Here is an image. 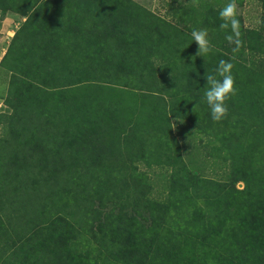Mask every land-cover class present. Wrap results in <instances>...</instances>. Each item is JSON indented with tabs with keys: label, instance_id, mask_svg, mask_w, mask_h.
I'll list each match as a JSON object with an SVG mask.
<instances>
[{
	"label": "trees",
	"instance_id": "16d2710c",
	"mask_svg": "<svg viewBox=\"0 0 264 264\" xmlns=\"http://www.w3.org/2000/svg\"><path fill=\"white\" fill-rule=\"evenodd\" d=\"M63 1L0 0L26 18L1 61L13 69L11 114L1 117L0 264H264V0L254 27L238 15L235 54L220 29L229 0L183 6L214 45L194 64L191 35L134 3L117 4L98 31ZM237 4L240 14L245 0ZM76 43L93 54L73 70L66 46ZM105 45L116 50L106 65L119 57L120 67H101ZM222 59L234 64L237 94L216 122L205 76ZM113 78L140 83L154 110L120 112L100 93ZM84 233L100 263L73 249Z\"/></svg>",
	"mask_w": 264,
	"mask_h": 264
},
{
	"label": "rangeland",
	"instance_id": "374dc122",
	"mask_svg": "<svg viewBox=\"0 0 264 264\" xmlns=\"http://www.w3.org/2000/svg\"><path fill=\"white\" fill-rule=\"evenodd\" d=\"M71 1H73L74 5L80 6L86 17L85 20L82 21L84 23L89 22V24H85L87 28H91L95 24L98 25V31L107 30V27L112 20V11L116 8L117 4L126 6L130 2L140 6L142 9L148 12L156 14L162 20L173 24L176 29H181L190 35L193 29H201L202 20L200 18L194 19V17L191 15H184L181 11L182 7H191L190 13L191 11L202 12V7L206 8L207 6H212L213 3H215L213 0H210L211 2L209 0H64L63 2L70 6L72 4ZM244 5H242L244 8L242 7V11L238 15L243 18L245 24L254 27L253 25L259 22V18L261 17L260 15L263 13H261V3H259L258 0H245ZM80 8L77 10V13L79 12L78 14L81 18L83 15ZM42 9L44 10L45 8L43 7ZM91 16L93 17L90 18ZM25 19V17L16 12L7 10L5 8H0V133L4 131L2 130L4 123L2 122L1 117L11 114V110L6 105V100L10 96L8 93L10 89L9 81L10 77L12 76L13 69L12 67L5 66L4 63H1V61L8 49V46L11 43V39L21 27ZM103 37L104 35H102L100 39ZM106 38H108V35ZM66 47L70 49L68 56L72 57L73 59L70 65H78L76 68H72L73 70L80 69L79 67L81 62L86 63L87 61H90V58L86 59L85 55L93 54L92 51L86 50L83 44L82 48H84L85 51H82L84 49H80V45H78V43L75 45L71 44ZM113 48L116 49L115 43ZM114 49H109L108 45L100 48L97 57H100L98 58V62L103 64L101 67L111 70V67L115 65L119 67L121 66L120 62L118 61L119 57L113 66L106 65V59L110 58V53H114L117 50ZM161 52H165V49L163 48L160 53ZM64 59L65 57H56L54 60L57 61V63H65L66 61ZM94 59L97 60L96 57H94ZM84 60H86V62ZM153 60L155 62L156 68H159L163 63L160 58ZM100 83L103 85L100 89L101 95H103L104 98H112L116 100L115 102L120 112L124 111L126 113H134L135 116H138L141 112H151L154 110V107L150 105V102L152 101L144 99V96H147L149 93L137 81L131 80L128 82L124 79L118 81L113 78ZM158 89H160V86ZM84 100L87 101V98ZM174 125L173 131L175 135L178 136V139H180L179 135L182 133V131L184 134L185 129H182L181 125L176 126L174 129ZM188 139L191 140L190 138ZM193 139L194 140H191V142L197 141V138ZM181 142H183V140H181ZM140 169L143 172H150L145 164H143ZM242 187V183L237 184L238 189H242ZM85 233L78 238L77 243L72 241L71 245L76 251V254L82 253L84 255H89V253H91L93 260L100 263V252L97 253L95 251L97 248H93L92 244H88L86 242V237L84 236Z\"/></svg>",
	"mask_w": 264,
	"mask_h": 264
},
{
	"label": "clouds",
	"instance_id": "9594fccd",
	"mask_svg": "<svg viewBox=\"0 0 264 264\" xmlns=\"http://www.w3.org/2000/svg\"><path fill=\"white\" fill-rule=\"evenodd\" d=\"M219 17L222 23L220 29L225 31V39L229 44L234 45L232 52L238 53L243 47L240 31V20L238 19L237 0H229L220 10ZM191 38L198 45V50L191 57L193 64L198 56L205 57L214 50V45L209 39L207 29H193ZM235 59V55L231 60ZM231 60H220L212 73L206 72L207 81L204 87V100L206 101L211 117L214 121L220 122L228 115V100L237 94L235 77L233 76L234 64ZM197 107V106H196ZM196 107L193 109L195 111ZM176 125H174L175 129Z\"/></svg>",
	"mask_w": 264,
	"mask_h": 264
}]
</instances>
